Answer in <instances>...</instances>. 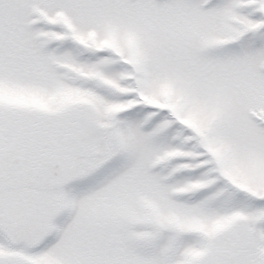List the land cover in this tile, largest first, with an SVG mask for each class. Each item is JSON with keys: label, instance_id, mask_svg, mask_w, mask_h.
<instances>
[{"label": "snow or ice", "instance_id": "obj_1", "mask_svg": "<svg viewBox=\"0 0 264 264\" xmlns=\"http://www.w3.org/2000/svg\"><path fill=\"white\" fill-rule=\"evenodd\" d=\"M0 264H264V0H0Z\"/></svg>", "mask_w": 264, "mask_h": 264}]
</instances>
